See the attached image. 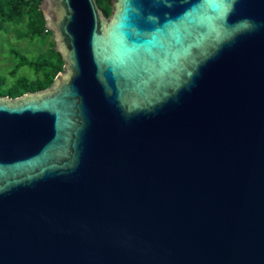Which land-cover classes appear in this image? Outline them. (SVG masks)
<instances>
[{"label": "water", "instance_id": "water-1", "mask_svg": "<svg viewBox=\"0 0 264 264\" xmlns=\"http://www.w3.org/2000/svg\"><path fill=\"white\" fill-rule=\"evenodd\" d=\"M42 0L63 67L0 96V264H264V0Z\"/></svg>", "mask_w": 264, "mask_h": 264}, {"label": "trees", "instance_id": "trees-1", "mask_svg": "<svg viewBox=\"0 0 264 264\" xmlns=\"http://www.w3.org/2000/svg\"><path fill=\"white\" fill-rule=\"evenodd\" d=\"M42 0H0V34L6 32L7 25H13L18 39L28 41L45 39L51 35L45 26L40 9ZM98 7L106 17L112 12L111 0H96ZM9 53L15 60L14 66L7 74H0V96L19 97L27 92H35L48 88L63 67L59 53L54 50L53 41L45 53L26 55L16 48ZM27 67L32 70V79L19 75V71ZM9 79H13L9 81Z\"/></svg>", "mask_w": 264, "mask_h": 264}, {"label": "rangeland", "instance_id": "rangeland-1", "mask_svg": "<svg viewBox=\"0 0 264 264\" xmlns=\"http://www.w3.org/2000/svg\"><path fill=\"white\" fill-rule=\"evenodd\" d=\"M6 32L0 34V74H7L8 71L14 66L15 60L9 53L10 48H16L26 55L37 53H45L52 41V36H48L45 41L34 40L28 41L27 39H18L13 25L8 24ZM19 75L27 76L32 79L34 77L32 70L27 67L19 71ZM13 79H9L12 81Z\"/></svg>", "mask_w": 264, "mask_h": 264}]
</instances>
